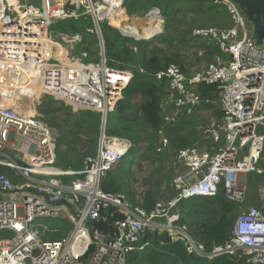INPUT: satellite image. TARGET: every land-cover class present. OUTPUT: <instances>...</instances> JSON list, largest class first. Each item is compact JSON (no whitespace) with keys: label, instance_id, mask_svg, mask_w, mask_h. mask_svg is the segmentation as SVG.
Returning <instances> with one entry per match:
<instances>
[{"label":"built area","instance_id":"2783aa9c","mask_svg":"<svg viewBox=\"0 0 264 264\" xmlns=\"http://www.w3.org/2000/svg\"><path fill=\"white\" fill-rule=\"evenodd\" d=\"M113 1L0 0V166L10 172H0V264H126L129 251L145 246L142 239L147 231H166L184 241L189 253L208 259L232 255L245 264H264V213L257 207L240 211L228 239L207 254L195 245L187 227L178 223L179 205L184 201L221 193L242 206L247 176L264 174L260 166L264 158V39L261 44L255 42L252 25L246 27L249 21L233 0H209L225 10L231 25L197 27L190 35L212 42L220 54L193 74L169 63L154 75L155 80L165 81L158 105L164 116L158 130L162 148L169 144L166 130L187 124L203 104L217 105L220 116L198 126L206 149L190 145L178 151L176 163L182 172L173 180L176 196L146 212L140 204L132 205L119 194L101 189L104 176L125 156L126 167L137 162L133 144L119 142L105 131L108 116L116 112L123 90L133 79L131 72L110 67L104 54L100 24L108 20L114 25L111 19H124L123 0ZM79 8L92 24L88 32L98 41L96 60H90L86 50L73 52L81 40L78 33H56L51 28L78 18ZM147 16L162 21L158 8ZM159 33L160 29L152 37ZM58 44L64 46L67 57L57 56ZM15 75L23 80H14ZM209 86V95L203 97L202 88ZM43 95L99 114V144L79 170L56 166V135L37 116L35 103ZM109 207L121 218L115 221L113 233L104 234L89 223ZM61 216L70 226L65 238L44 239L45 229L61 224L48 225L41 219Z\"/></svg>","mask_w":264,"mask_h":264},{"label":"rangeland","instance_id":"374dc122","mask_svg":"<svg viewBox=\"0 0 264 264\" xmlns=\"http://www.w3.org/2000/svg\"><path fill=\"white\" fill-rule=\"evenodd\" d=\"M172 1L176 2V6L172 8L173 12L171 13L170 19L168 18L169 15L163 16V9L158 6H152L139 14H129L123 3L122 8L124 11V19L122 22L117 20L118 25H110L108 20H104L100 24V27L103 33L102 37L104 43V54L107 58V62L108 59L111 58H109L110 45H108L106 37H110L111 42L114 40L113 37H115L117 40H119V43L125 41L128 46L134 45L132 42H136L135 38L138 36L133 37L132 33H129V29H125V31H123L121 28L142 25L144 21L149 19V16L146 17V15L154 8L159 9L162 21L161 23L159 22L161 24L160 33L148 40L153 41L152 45L147 49V52H149L148 55H159L160 59H178L177 64L187 74H193L205 63L211 62L214 56L217 54L219 55V51H217V48L214 47L215 45L212 42L194 39L191 37L190 33L192 29L197 27L206 28L213 26L217 29L229 27L231 22L225 10L212 8L210 1L209 3L211 5L208 6H211V9L209 12H201L197 9L198 6L195 3L199 0ZM77 15L78 18L75 19L77 20L75 23L84 26L85 32L82 34L78 33L81 40L75 46L73 52L76 50H86L90 54V60H96V54L99 46L98 41L93 33L88 32V30L91 29L92 24L90 23L89 17L83 13L81 8L77 10ZM211 19H215L216 22L212 23ZM65 22H69V20L64 21V23ZM245 23L248 29L252 25L249 22ZM107 28L112 29H110L111 31L109 33L107 31V35H105ZM72 33L75 32L72 31ZM55 47L57 56L67 57L63 48L64 46L58 44ZM205 48L208 49L206 52ZM111 62L112 61L108 62V64ZM129 63L133 65L132 60H129ZM112 64H114L112 66H114L116 69L123 66L118 60L112 62ZM124 70L132 73V71L127 68ZM159 95L162 97L163 92H161ZM35 105L37 106L38 118L41 119L47 126H49L53 134L56 135V143L54 147L58 157L56 164L58 163L59 166H63L64 162L71 160V162L76 165L80 164L84 166V157L87 155L93 156L97 145L99 144L100 125L93 130L94 127L88 126L81 116L82 114L95 116L96 114L94 113L96 112L75 109L64 102L55 99L51 95H43L41 98H39V101L36 102ZM216 112H218L217 105H212V108L209 109L202 108L193 121L186 126L187 129L185 131L183 130L179 135H176L173 132H170V130H166L165 135L168 136L169 140L179 137L185 138L189 144L188 146L195 145L201 149H206L207 144H205L203 140V133L201 132L200 128H198V126L202 123H210L212 117L217 115ZM122 116L135 119V121H137L135 124L139 125L131 129V131L135 132L134 136L138 138L135 142L130 139L129 134L126 135L124 132H121L123 135L118 136L106 134L107 136L117 138L119 142L133 144L136 148L137 162L132 167L130 166L131 164H129V167L125 166V170L128 169L129 176L125 177L127 180H124L121 184V193L118 194L127 200L130 197V194H132L134 196L132 200L139 204L143 200L144 194L149 193L152 195L155 203L165 205L171 198L176 196V193L173 190V180L177 173L182 172L181 166L176 163V156L180 149L177 146L172 148L170 143L167 148H162L159 145L158 130L160 129L164 119L162 114H159L161 123L157 127H154L151 123L144 120H142L143 122L138 121L142 118L141 111H131L128 106L125 107ZM94 142L96 144L95 150L94 152L89 153L88 146L90 144H94ZM63 144L68 145L69 147L66 148ZM56 149H58L60 153ZM1 172H5V169H3ZM109 172L110 174L118 173V165L114 168V170ZM250 176L251 175H249V178ZM250 188L252 193L247 194V200H245L246 205L244 206V202L242 206H236L233 211H231L232 213L229 214L232 219H234L240 211L246 209L247 207L257 206L253 205V203L250 204V199L257 196L256 194L260 193L262 189H264V182H261V179L259 178H254L250 184ZM128 202L130 201L128 200ZM193 202L194 200L190 201V203ZM205 215L206 214H201L200 217H195L194 221L192 220V217H190L191 221L189 218H185L184 221L186 222V225L189 222L196 224V222L201 221ZM181 217L186 216L182 214L179 217V220ZM41 222L45 224L47 223L48 225L52 223L61 225L66 224L62 216L56 219L49 217L43 218L41 219ZM204 257L207 256L204 255Z\"/></svg>","mask_w":264,"mask_h":264},{"label":"trees","instance_id":"16d2710c","mask_svg":"<svg viewBox=\"0 0 264 264\" xmlns=\"http://www.w3.org/2000/svg\"><path fill=\"white\" fill-rule=\"evenodd\" d=\"M203 1V2H202ZM206 1V2H204ZM126 10L129 14H139L152 6H158L163 9V16H168L171 18L172 8L176 6V2L172 0H123ZM209 3V0H199L195 4L198 6V10L201 12H209L212 8L221 9L218 6H213ZM194 4V2H193ZM208 5H211L210 7ZM222 11V10H221ZM68 21V20H67ZM75 19H69V22L61 21L51 26L54 32H76L84 33L85 27L75 23ZM212 23H215V19H211ZM112 29V28H110ZM109 28L106 29L108 33L111 31ZM103 34V33H102ZM111 42L110 37H106L108 45H110L109 58L108 62L119 61L122 63L120 70L125 68L129 69L133 73V79L128 84V86L123 90V98L118 104V109L115 113H112L107 118V123L105 126L106 134L108 135H123L121 132H124L126 135L129 134L130 139L133 142L137 141V137L134 136L135 132L131 131L134 127H137L139 124H135L137 121L132 118H127L123 115V111L126 106H128L131 111L139 110L142 113V118L138 121L143 122L142 120L151 123L154 127H157L161 121L159 117L158 105L160 102V93L162 88L165 85V81H157L153 77L158 71L163 70L169 63H177L178 59H160V56H150L148 55L147 49L152 45L153 41H134V45L128 46L126 42L119 43L115 37ZM122 46H121V45ZM135 49V50H134ZM129 60H132L133 65L129 63ZM108 64L110 67L114 68V64ZM211 87H204L201 90L203 97L209 95ZM204 108H210L211 105H204ZM88 116L82 114L81 118L86 122L90 127L97 128L100 125L99 114ZM220 116V112H216ZM141 124V123H140ZM186 127H174L168 128L170 132H173L176 135H179L181 131H185ZM121 133V134H120ZM170 146L174 148L177 146L179 149L188 147L187 139L185 138H172L169 140ZM61 145V144H60ZM66 148L68 145L63 144ZM96 144H90L88 146L89 153L94 152ZM123 158L118 164L119 172L115 174H107L101 181V189L104 193L109 194H118L121 193V184L123 183L125 177H128V171L125 170V159ZM68 165H72L71 160H67ZM5 169V172H8V169L0 166V172ZM10 175V172H8ZM67 180V179H66ZM134 196L130 194L128 200L132 205L138 203L132 200ZM146 212H150L154 206L155 201L149 193L144 194L143 200L139 203ZM236 207L232 202L227 201L224 196L219 193L215 197L211 198H197L193 203L183 202L180 204V215L186 217H181L179 220L180 224H185L184 219L192 217H200L201 214H206L201 221L193 224L189 222L187 227V232L190 235L191 239L196 246H202L203 253L207 254L213 248L214 245L221 244L228 239L230 228L233 223V219L230 217L231 211ZM189 210V211H188ZM100 218L93 220L89 223L90 226L97 229L99 232L113 233L115 221L121 218L120 214L114 207H109L108 209L101 211ZM66 224L61 225L57 229L48 227L43 232V238L50 241L62 240L65 238L70 226L65 221ZM143 243H146L141 250H131L126 255V264H199L207 260V257L204 255L187 251V247L184 241L179 239H174L166 231H147L145 236L142 239ZM239 261H244L237 256H234ZM209 264H234L228 259L218 260L214 263Z\"/></svg>","mask_w":264,"mask_h":264},{"label":"water","instance_id":"95a60500","mask_svg":"<svg viewBox=\"0 0 264 264\" xmlns=\"http://www.w3.org/2000/svg\"><path fill=\"white\" fill-rule=\"evenodd\" d=\"M244 12L247 20L252 24V32L255 42L261 44L264 39V0H233ZM228 259L234 264H245L232 255H221L199 264L214 263L218 260Z\"/></svg>","mask_w":264,"mask_h":264},{"label":"crops","instance_id":"0c3cea01","mask_svg":"<svg viewBox=\"0 0 264 264\" xmlns=\"http://www.w3.org/2000/svg\"><path fill=\"white\" fill-rule=\"evenodd\" d=\"M137 26V25H136ZM141 26V25H140ZM140 26H137V27H140ZM158 35V34H157ZM149 39H151V38H149ZM149 39H146V40H149ZM141 40H144V39H141ZM138 41H140V40H138ZM205 104H203V106H204ZM210 108H212V106L210 107ZM203 109H209V108H204L203 107ZM197 115H194V117H192V118H190L189 119V122L187 123V124H185V125H183V126H180V127H186L187 125H189L192 121H193V119L196 117ZM168 146H169V144H168ZM59 147H60V145H59ZM58 152H59V150L58 149H56ZM60 153V152H59ZM88 156V155H87ZM86 157V156H85ZM84 157V158H85ZM58 159V157H57V152H56V160ZM136 159V158H135ZM137 160V159H136ZM69 161V160H68ZM68 165L69 163H67V161L66 162H64V165L63 166H59L58 165V163L56 164V166L58 167V168H63V169H67V170H79L81 167H82V165H80V164H74V163H72V165H69V166H65V165ZM260 166H262V167H264V158L260 161ZM129 167V166H128ZM126 171H128V169L126 170ZM249 175H251L250 176V178H249ZM248 176H247V186H248V190H246V200H247V194H249V193H252V191L250 190L251 188H250V184H251V182L254 180V178H259V179H261V182H264V174H249ZM257 191V190H256ZM257 196H255V197H252L251 199H250V204L251 203H253V205H257V206H252V207H257V208H259V210L261 211V212H263L264 213V189H262V191L260 192V193H258V194H256ZM195 201V200H194ZM259 201V202H258ZM184 202H190V201H184ZM181 203H183V202H181ZM180 203V204H181ZM237 207H238V205L237 204H235ZM246 205V201H245V204H244V206ZM243 206V207H244ZM249 207H251V206H249ZM249 207H247V208H249ZM179 212H180V205H179ZM234 220V219H233Z\"/></svg>","mask_w":264,"mask_h":264},{"label":"bare ground","instance_id":"6f19581e","mask_svg":"<svg viewBox=\"0 0 264 264\" xmlns=\"http://www.w3.org/2000/svg\"><path fill=\"white\" fill-rule=\"evenodd\" d=\"M108 1L111 4H112V2H114L113 0H108ZM150 22H151V24H150L149 28H145V29L141 30L142 28H144ZM159 22L161 23L160 20H155L153 18L152 19H148L147 21H144L143 22L142 28L141 27H137V26H130L128 28L129 29V33L138 35V36H140L144 40L149 39V38L152 37V34L153 33L158 32V30L160 29V23ZM111 23L114 24V25H118V22L116 20H112L111 19ZM122 30L124 31L125 28L123 27ZM13 74H14V72L10 73V76L12 77ZM14 78H15L14 80H16V81L23 80V77L21 75H15ZM27 95H31L32 96V93L27 92ZM37 96H39V90H37Z\"/></svg>","mask_w":264,"mask_h":264}]
</instances>
